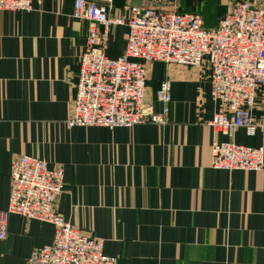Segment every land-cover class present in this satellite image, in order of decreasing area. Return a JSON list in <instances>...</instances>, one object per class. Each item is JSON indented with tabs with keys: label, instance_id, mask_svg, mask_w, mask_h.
<instances>
[{
	"label": "crops",
	"instance_id": "0c3cea01",
	"mask_svg": "<svg viewBox=\"0 0 264 264\" xmlns=\"http://www.w3.org/2000/svg\"><path fill=\"white\" fill-rule=\"evenodd\" d=\"M114 17L132 6L195 13L214 29L238 2L264 0H90ZM75 0H33L29 12H0V210L11 194L13 160L27 155L64 171L54 209L91 239L104 241L118 264H264V170L211 167L217 141L264 148V129L233 137L208 125L220 110L208 65L147 64L145 103L161 112L157 90L172 83L164 126L109 130L69 128L89 22L74 17ZM127 26H112L107 55L125 54ZM254 120L261 123L264 99ZM55 227L12 215L0 241V264H29L53 243Z\"/></svg>",
	"mask_w": 264,
	"mask_h": 264
},
{
	"label": "built area",
	"instance_id": "2783aa9c",
	"mask_svg": "<svg viewBox=\"0 0 264 264\" xmlns=\"http://www.w3.org/2000/svg\"><path fill=\"white\" fill-rule=\"evenodd\" d=\"M33 0H0V12H29ZM74 17L89 22L87 46L80 57L78 80L69 128L102 127L109 130L137 125L164 126L172 108V83L163 79L157 90L161 112L145 103L147 64L210 69L211 95L220 110L208 123L216 133L233 137L239 129L255 136L261 123L254 120L257 97L264 99V6L251 2L232 5L219 25L206 29L195 13L161 12L132 6L126 17H114L108 5L75 0ZM112 26H127L125 54L107 55ZM211 167L221 171L264 170V148L235 142L212 144ZM11 194L0 210V241L8 234L12 215L47 222L55 227L52 244L35 250L29 264H118L103 252L104 241L91 239L54 209L63 193L64 171L49 169L33 156L13 160Z\"/></svg>",
	"mask_w": 264,
	"mask_h": 264
}]
</instances>
